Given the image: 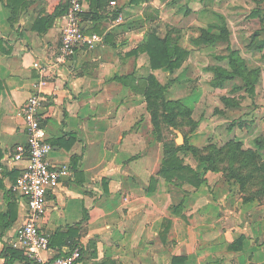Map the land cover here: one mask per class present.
Segmentation results:
<instances>
[{"label":"crops","instance_id":"crops-1","mask_svg":"<svg viewBox=\"0 0 264 264\" xmlns=\"http://www.w3.org/2000/svg\"><path fill=\"white\" fill-rule=\"evenodd\" d=\"M216 1L99 0L96 6L80 0L84 33L102 41L62 59L69 0H0V262L24 264L11 243L27 211L12 191L25 162L12 155L26 142L22 107L37 93L52 145L49 161L70 170L47 189L40 224L50 241L44 260L74 246L82 255L76 264H264V197L250 199L240 186L226 184L220 170L206 171L188 150L177 155L200 172L203 183L162 176L164 146L175 142L170 133L177 131L161 122L154 126L144 97L153 79L165 87L166 99L179 100L199 119L183 143L203 152L215 142L217 121L194 113L202 86H189L201 60L189 54L177 68L153 69L141 48L155 17L180 39L187 37L189 49L197 47L193 41L209 29L213 14L226 16L209 9ZM91 7L103 16L118 8L123 21L106 18L94 25L86 16ZM199 69L213 79L210 69Z\"/></svg>","mask_w":264,"mask_h":264},{"label":"rangeland","instance_id":"rangeland-1","mask_svg":"<svg viewBox=\"0 0 264 264\" xmlns=\"http://www.w3.org/2000/svg\"><path fill=\"white\" fill-rule=\"evenodd\" d=\"M180 1L183 3L184 0ZM217 4L219 5L216 6ZM185 6L187 5L184 4L183 7ZM208 6L209 9L211 6L218 7L216 8L218 11L226 14L224 18L217 19L213 14V21L208 23V31L215 33H218L215 27H226L229 31L226 40L215 44L196 45L197 47L189 49L187 37L180 39L182 37L177 36L174 28H168L169 32L156 17L151 28H156L160 23L158 33L161 36L164 37L167 33L173 43L180 41L182 46L188 47H182L187 51L184 59L190 54L192 59L201 60L198 71L194 72V79L189 81V86L198 88L201 85L204 88L200 89L204 95L195 108L196 117L203 120L211 118L218 123L219 129L214 140L212 138L215 142L211 144L219 150L217 167L226 184L240 186L237 177L244 176L248 184L251 183L256 188L264 181V170L261 175L257 171H254L253 175L249 174L252 167L257 168L259 165L264 167V0H217ZM253 9L260 13L254 18L251 16ZM151 16L154 19V15ZM197 34H200L199 31ZM230 50H238L240 59H243L252 82L251 88L246 87L239 79L225 81L220 86L212 88L209 86V83L212 85V79L209 81L207 72L204 71L203 76L197 74L201 71L199 69L201 66L210 70L212 67L227 68L224 56ZM200 78L201 82L198 81ZM192 114L193 110L189 116L177 118L175 130L181 133L183 138L194 131V127H190V121L199 122V119L193 120ZM170 136L175 139L177 133H170ZM251 138H255L252 149ZM250 153L253 155L252 159L249 157ZM244 158L245 166L241 165Z\"/></svg>","mask_w":264,"mask_h":264},{"label":"built area","instance_id":"built-area-1","mask_svg":"<svg viewBox=\"0 0 264 264\" xmlns=\"http://www.w3.org/2000/svg\"><path fill=\"white\" fill-rule=\"evenodd\" d=\"M110 4L115 5V2ZM122 21L123 18L119 14L114 23L119 24ZM101 41L102 37L97 34L87 36L84 33L80 0H69L61 31L60 58L73 56L84 44ZM34 88L36 89V86ZM39 108L40 98L36 93L22 107L26 142L17 146L12 155L13 161L25 162L24 168L12 185V191L25 201L27 211L21 226L16 231L11 248L20 251L30 261L29 264H76L82 256L79 248L70 249L65 255L49 260L43 259V253L48 251L50 243L49 236L40 230V224L47 213V189L70 175V170L66 164L50 163L48 156L52 145L42 126Z\"/></svg>","mask_w":264,"mask_h":264},{"label":"trees","instance_id":"trees-1","mask_svg":"<svg viewBox=\"0 0 264 264\" xmlns=\"http://www.w3.org/2000/svg\"><path fill=\"white\" fill-rule=\"evenodd\" d=\"M139 0H130V3L138 2ZM99 0H91V5L98 6ZM120 9L116 8L109 12L107 15L103 16L101 13H98L95 9L90 8V11L86 14L94 25L97 22L108 18L109 20H115L116 17L119 15ZM251 16H258V13H251ZM160 24L156 25V28H151L148 40L142 46V50H144L150 59V66L151 68H167L172 70L177 68L180 65V62L184 57L187 55V51L181 48L176 43H172L171 40L168 38L167 33L165 36H161L158 33V27ZM216 31L211 32L208 30H202L200 35L194 39L193 43L198 44H215L219 41H223L227 39L229 31L226 27L220 26L215 27ZM238 50H230L229 53L224 56L227 60V68H219V67H212L211 71L213 72V79L212 85L213 86H220L223 82L239 79L241 82L245 84L246 87H252V82L249 78V72L246 71L247 68L243 59H240L238 55ZM118 80H123L122 78H118ZM150 88L145 92L144 97L147 101L148 109L152 115V123L155 127H157L158 123L161 122L162 124L166 125L167 127L177 128V118L180 116H189L191 111L190 109L186 108L181 104L179 100H169L166 99L164 96L165 87L159 85L153 79L149 82ZM191 127L196 125L195 122L190 121ZM165 149V159L163 162V166L161 169L160 174L167 178L169 177H176L178 180L182 182H187L193 186H199L203 183V179L201 178L200 172L198 170L193 169L189 165H185L182 160L178 157L179 151L188 150L193 154H198L200 161L204 162L205 170L216 172L219 170L217 167V159H218V152L215 147L212 145L207 146L204 151L197 150L194 147L188 145L187 140L184 141L182 145H176L174 141H170L166 143L164 146ZM250 159H252L253 155L250 153ZM241 165H246V158L241 161ZM249 174L253 175L254 171L262 173L264 167L257 168L252 167ZM264 174V173H263ZM237 177V175H236ZM238 182L241 184L240 188L248 194L250 199H254L257 197H264V181H262L258 187L254 188L251 183L247 181V178L244 176L237 177ZM250 188V189H249ZM79 226V224H75L69 227V231L73 229V227ZM50 245V243H49ZM74 248V246L72 247ZM24 261V264H29L30 261L22 257V254L19 256Z\"/></svg>","mask_w":264,"mask_h":264},{"label":"water","instance_id":"water-1","mask_svg":"<svg viewBox=\"0 0 264 264\" xmlns=\"http://www.w3.org/2000/svg\"><path fill=\"white\" fill-rule=\"evenodd\" d=\"M176 145H181L183 143V136L181 133L177 132V137L175 139Z\"/></svg>","mask_w":264,"mask_h":264}]
</instances>
